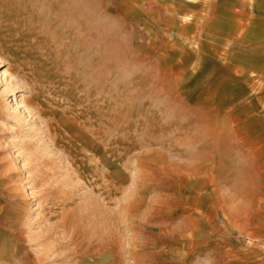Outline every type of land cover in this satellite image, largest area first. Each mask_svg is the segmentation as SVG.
Returning <instances> with one entry per match:
<instances>
[{
    "label": "rangeland",
    "instance_id": "obj_1",
    "mask_svg": "<svg viewBox=\"0 0 264 264\" xmlns=\"http://www.w3.org/2000/svg\"><path fill=\"white\" fill-rule=\"evenodd\" d=\"M146 1L0 0V264H264V53Z\"/></svg>",
    "mask_w": 264,
    "mask_h": 264
},
{
    "label": "crops",
    "instance_id": "obj_2",
    "mask_svg": "<svg viewBox=\"0 0 264 264\" xmlns=\"http://www.w3.org/2000/svg\"><path fill=\"white\" fill-rule=\"evenodd\" d=\"M130 1L131 0H117L118 3L123 5H128ZM156 1L157 3L159 2V0ZM146 2V0H140L139 5H146ZM168 2H170L169 4L171 5V13H173L175 7H180V4L188 3L194 12L199 13V15H194L193 17H197L202 23L206 22L204 26H201V29L204 28V37L200 34L195 36L191 33L192 54H209L211 59H220V61H224L230 56V49L228 47L231 45L227 43H235L239 45L238 49L243 50L242 55L239 54L238 57L240 65H244V69H249H246V72L243 71V73L252 74L250 73L251 70L257 72L254 69V65H251V62L244 60L253 59L246 49L249 50L256 47L264 53V16H258V18H244V12L253 14V10L250 7L255 6L256 3L254 0H168ZM241 4H246V7L250 9L244 11L246 7H240ZM188 21L190 22L188 17H181L175 20L176 23H180L181 25ZM210 36L224 39L226 43L220 45L215 40H211ZM244 50L247 54L244 53Z\"/></svg>",
    "mask_w": 264,
    "mask_h": 264
}]
</instances>
